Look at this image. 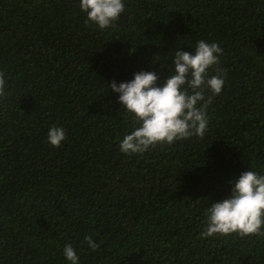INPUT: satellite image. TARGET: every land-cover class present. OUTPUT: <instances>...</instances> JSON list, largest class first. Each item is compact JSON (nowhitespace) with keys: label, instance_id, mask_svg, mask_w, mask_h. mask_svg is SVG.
<instances>
[{"label":"trees","instance_id":"16d2710c","mask_svg":"<svg viewBox=\"0 0 264 264\" xmlns=\"http://www.w3.org/2000/svg\"><path fill=\"white\" fill-rule=\"evenodd\" d=\"M199 39L227 72L206 135L121 153L131 118L105 82L163 78L157 60ZM0 70V264H68L69 242L81 264H264V236L202 235L227 180L264 170V0H125L104 30L78 0H0Z\"/></svg>","mask_w":264,"mask_h":264},{"label":"clouds","instance_id":"9594fccd","mask_svg":"<svg viewBox=\"0 0 264 264\" xmlns=\"http://www.w3.org/2000/svg\"><path fill=\"white\" fill-rule=\"evenodd\" d=\"M78 6L85 13L86 22L104 30L125 11V0H78ZM191 46V52L176 47L170 56L157 60L160 68L167 69L163 78L157 71L140 69L130 79L103 80L106 88L100 95L108 89L118 94L116 100L122 106L119 111L131 118L129 130L119 138L121 153L142 154L157 145L206 135L207 107L221 93L227 72L219 66L223 49L218 42L199 39ZM168 59L171 63H164ZM6 87L7 77L0 70V97L7 94ZM46 139L59 147L66 139V130L53 123L47 129ZM227 184V194L212 200L204 210L202 235L264 236V170L248 166L231 176ZM84 240L92 251L99 247L91 235ZM62 255L68 264H81L70 242L64 244Z\"/></svg>","mask_w":264,"mask_h":264}]
</instances>
